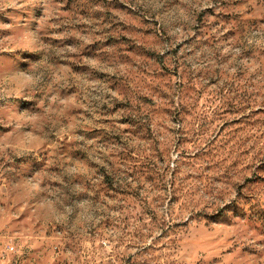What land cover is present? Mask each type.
Returning a JSON list of instances; mask_svg holds the SVG:
<instances>
[{"label":"rangeland","instance_id":"374dc122","mask_svg":"<svg viewBox=\"0 0 264 264\" xmlns=\"http://www.w3.org/2000/svg\"><path fill=\"white\" fill-rule=\"evenodd\" d=\"M0 264H264V0H0Z\"/></svg>","mask_w":264,"mask_h":264},{"label":"clouds","instance_id":"9594fccd","mask_svg":"<svg viewBox=\"0 0 264 264\" xmlns=\"http://www.w3.org/2000/svg\"><path fill=\"white\" fill-rule=\"evenodd\" d=\"M86 203H89V202H88V201H84V202L80 203V204L78 205V208L81 207L82 204H86ZM63 211H64V214H65V215H69V214L72 212V208H70V207H65ZM89 218H91V217H89ZM10 250H11V249H10Z\"/></svg>","mask_w":264,"mask_h":264},{"label":"built area","instance_id":"2783aa9c","mask_svg":"<svg viewBox=\"0 0 264 264\" xmlns=\"http://www.w3.org/2000/svg\"><path fill=\"white\" fill-rule=\"evenodd\" d=\"M11 249V250H10ZM14 247L12 245H8L7 246V250L10 252V251H13Z\"/></svg>","mask_w":264,"mask_h":264}]
</instances>
